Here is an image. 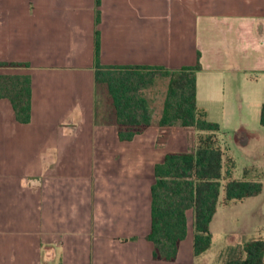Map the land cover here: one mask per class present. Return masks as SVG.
I'll use <instances>...</instances> for the list:
<instances>
[{"label": "crops", "instance_id": "obj_1", "mask_svg": "<svg viewBox=\"0 0 264 264\" xmlns=\"http://www.w3.org/2000/svg\"><path fill=\"white\" fill-rule=\"evenodd\" d=\"M97 35L102 66L199 62L197 106L208 120L214 103L228 116L231 93L264 103V0H0V76L31 78L29 123L0 97V264H224L229 249L264 240L263 181L259 195L230 205L221 191L204 254L194 256L188 209L176 260L154 259L155 166L194 153L199 132L161 127L163 101L151 126L121 141L95 83Z\"/></svg>", "mask_w": 264, "mask_h": 264}, {"label": "trees", "instance_id": "obj_2", "mask_svg": "<svg viewBox=\"0 0 264 264\" xmlns=\"http://www.w3.org/2000/svg\"><path fill=\"white\" fill-rule=\"evenodd\" d=\"M5 65L0 63V66ZM200 69L199 62L174 71L141 66H102L97 35L95 83L97 87H104L111 100L121 141H131L151 126L153 110L143 91L153 85L158 71L169 77L159 125H178L199 132L194 153H170L155 166L151 230L147 238L154 244V259L160 261L176 260L179 244L187 233L188 209L194 212L193 250L196 258L211 247L209 224L220 205L221 191H224L223 204L230 205L257 196L263 189V174L255 173L254 168L247 169L242 179H233L235 163L229 157L224 158L217 140L220 126L209 121L207 113L197 106L196 76ZM0 97L11 102L19 123L30 122L29 76L1 75ZM260 124L264 127V103L260 109ZM223 179L226 180L224 185ZM224 264H264V240H249L239 248L229 249Z\"/></svg>", "mask_w": 264, "mask_h": 264}, {"label": "rangeland", "instance_id": "obj_3", "mask_svg": "<svg viewBox=\"0 0 264 264\" xmlns=\"http://www.w3.org/2000/svg\"><path fill=\"white\" fill-rule=\"evenodd\" d=\"M153 81V85L143 91V95L148 99L150 106L159 109L165 100L169 77L158 71ZM234 85L230 88L237 90ZM237 97L236 92L227 95L229 100L225 103L227 117L221 116V104L214 103L208 106L211 122L213 120L223 125L218 137L226 151V156L235 163L233 176L241 179L247 169L254 168L255 173H264V127L259 123L260 105L245 99L239 101ZM239 127H245L248 134H243ZM243 137L247 139L244 143H242ZM261 181H264V177Z\"/></svg>", "mask_w": 264, "mask_h": 264}]
</instances>
